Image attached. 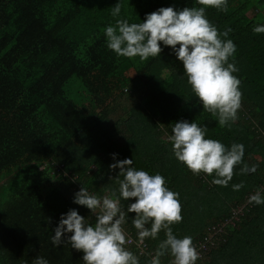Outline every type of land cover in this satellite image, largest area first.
I'll list each match as a JSON object with an SVG mask.
<instances>
[{"label": "trees", "instance_id": "1", "mask_svg": "<svg viewBox=\"0 0 264 264\" xmlns=\"http://www.w3.org/2000/svg\"><path fill=\"white\" fill-rule=\"evenodd\" d=\"M116 3L0 0V264H30L38 254L49 264H83L82 251L66 242L53 246L49 235L69 209L95 221L73 196L82 186L98 194L117 188L119 169L109 165L125 157L133 167L159 172L179 193L182 220L171 227L195 245L205 241L209 227L242 211L197 264H264V204L248 203L264 186V33L252 31L264 24V0H228L227 11L206 7L208 20L219 32L230 28L226 38L236 45L229 62L238 69L233 75L241 81V108L224 127L203 110L171 46L161 42V53L145 61L107 48L103 29L114 23ZM168 6L201 5L122 0L121 16L139 22ZM185 119L206 125V138L242 143L243 161L257 164V171L243 174L242 165L234 166L226 187L211 184L207 174L194 175L174 157L165 135ZM241 181L234 191L231 185ZM124 228L131 237L125 246L146 264L163 231L138 245L130 220ZM169 259L166 254L161 264Z\"/></svg>", "mask_w": 264, "mask_h": 264}, {"label": "clouds", "instance_id": "2", "mask_svg": "<svg viewBox=\"0 0 264 264\" xmlns=\"http://www.w3.org/2000/svg\"><path fill=\"white\" fill-rule=\"evenodd\" d=\"M196 3L201 6L160 7L146 13L143 21L130 22L121 16L122 0H117L111 8L114 23L103 29L105 43L117 56L138 57L140 61L159 55L161 42L171 46L203 110L216 117L218 126H230L238 119L242 97L241 81L233 75L238 69L229 62L236 45L226 38L232 31L230 28L219 32L205 15L208 6L227 11L228 0H196ZM252 31L264 33V24H256ZM170 128L171 134L165 131V135L174 157L194 175L212 176L211 184L228 186L236 165H242L239 173L257 171V164L243 161L242 143L232 142L226 146L217 139L206 138V125L185 119L171 124ZM112 155L115 160L117 154ZM109 168L119 169L115 177L117 188L104 189L98 194L82 186L73 196V203L91 210L95 221L90 222L75 208L69 209L61 214L49 235L52 245L57 247L66 242L72 249L82 251L83 264H141L138 255L125 246L131 237L124 225L130 220L138 245L146 238L155 240L163 231L164 238L149 254L146 264H161L166 254L170 256L168 264H197L200 252L192 237H178L171 227L182 220L181 204L179 193L166 186L165 177L159 172L149 174L133 167V159L127 157L115 160ZM242 186L243 181L231 185L234 191ZM131 198H135L134 202L127 203ZM248 203L264 204V186L248 196ZM128 213L135 216L129 219ZM30 264H49V261L38 254Z\"/></svg>", "mask_w": 264, "mask_h": 264}, {"label": "built area", "instance_id": "3", "mask_svg": "<svg viewBox=\"0 0 264 264\" xmlns=\"http://www.w3.org/2000/svg\"><path fill=\"white\" fill-rule=\"evenodd\" d=\"M241 213L242 211H234L231 215V218L226 220L224 223L208 228L205 241H202L201 243L196 245L197 250L200 252L199 259H204L207 256L211 248L214 246V239H216L217 236L220 235V233L223 231V227L229 224H234L238 220Z\"/></svg>", "mask_w": 264, "mask_h": 264}, {"label": "rangeland", "instance_id": "4", "mask_svg": "<svg viewBox=\"0 0 264 264\" xmlns=\"http://www.w3.org/2000/svg\"><path fill=\"white\" fill-rule=\"evenodd\" d=\"M88 100H89V99H86V101H88ZM94 111H95V112H97V111H98V109H97V108H95V109H94Z\"/></svg>", "mask_w": 264, "mask_h": 264}]
</instances>
